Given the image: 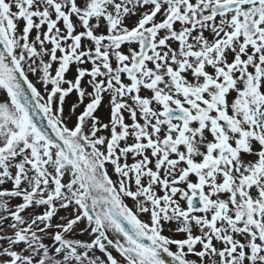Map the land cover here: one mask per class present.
Segmentation results:
<instances>
[{
    "label": "snow or ice",
    "instance_id": "6c2138e0",
    "mask_svg": "<svg viewBox=\"0 0 264 264\" xmlns=\"http://www.w3.org/2000/svg\"><path fill=\"white\" fill-rule=\"evenodd\" d=\"M0 264H264V0H0Z\"/></svg>",
    "mask_w": 264,
    "mask_h": 264
}]
</instances>
